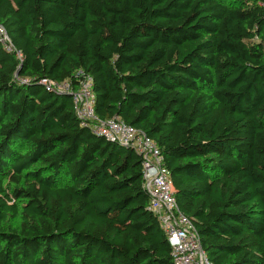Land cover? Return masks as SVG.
<instances>
[{"label":"trees","instance_id":"1","mask_svg":"<svg viewBox=\"0 0 264 264\" xmlns=\"http://www.w3.org/2000/svg\"><path fill=\"white\" fill-rule=\"evenodd\" d=\"M0 28V264H173L141 156L40 84L79 71L157 146L210 263L264 264V0H0Z\"/></svg>","mask_w":264,"mask_h":264},{"label":"built area","instance_id":"2","mask_svg":"<svg viewBox=\"0 0 264 264\" xmlns=\"http://www.w3.org/2000/svg\"><path fill=\"white\" fill-rule=\"evenodd\" d=\"M0 41L7 52H14L4 31L0 28ZM17 58L20 55L16 53ZM77 82L55 83L41 80L46 90L70 94L73 110L81 122L99 137L135 151L141 156L142 185L148 197L147 209L156 218L170 248L173 264H211L201 247L193 223L184 216L176 203L169 172L163 157L153 141L118 118L100 120L94 114L95 98L92 78L79 71Z\"/></svg>","mask_w":264,"mask_h":264},{"label":"water","instance_id":"3","mask_svg":"<svg viewBox=\"0 0 264 264\" xmlns=\"http://www.w3.org/2000/svg\"><path fill=\"white\" fill-rule=\"evenodd\" d=\"M66 96H68V97H71V95H70V94H67Z\"/></svg>","mask_w":264,"mask_h":264}]
</instances>
